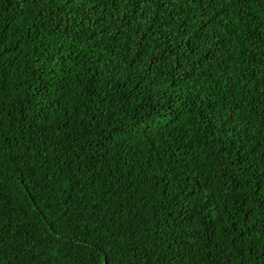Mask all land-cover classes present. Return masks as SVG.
<instances>
[{
	"label": "trees",
	"instance_id": "16d2710c",
	"mask_svg": "<svg viewBox=\"0 0 264 264\" xmlns=\"http://www.w3.org/2000/svg\"><path fill=\"white\" fill-rule=\"evenodd\" d=\"M0 264H264V0H0Z\"/></svg>",
	"mask_w": 264,
	"mask_h": 264
}]
</instances>
